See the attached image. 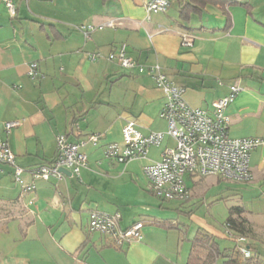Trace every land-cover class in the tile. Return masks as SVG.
Returning a JSON list of instances; mask_svg holds the SVG:
<instances>
[{"label":"crops","instance_id":"0c3cea01","mask_svg":"<svg viewBox=\"0 0 264 264\" xmlns=\"http://www.w3.org/2000/svg\"><path fill=\"white\" fill-rule=\"evenodd\" d=\"M15 2L11 15L0 0V134L24 167L22 177L36 187L24 190L14 167L0 165V264H187L200 233L216 240L217 264L229 258L242 262L236 243L221 248L218 238H231L227 230L207 218L200 221L204 228L191 233L182 219V213L195 215L192 198L207 199L197 178L207 176L185 175L191 196L184 201L164 199L150 188L143 166L161 159L175 145L173 137L166 134L146 157L126 164L106 157L105 145L122 141L129 119L145 133L168 126L160 116L165 94L153 76L108 54L127 42L130 55L146 64L159 62L185 88L187 101L206 109L239 83L243 89L226 110L228 132L264 136V0L208 3L189 19L180 15L183 0H171L168 10L150 18L141 0ZM110 19L118 20L116 26L96 28L89 38L79 28ZM184 31L194 36L190 46L182 44ZM92 53L101 55L92 59ZM32 62L35 76L29 74ZM14 120L19 123L7 129L6 122ZM60 133L85 140L87 166L80 176L65 172L62 179L34 180L31 170L56 157ZM92 134L100 135L97 144ZM250 165V181L208 176L218 183L214 200L238 195L254 230L247 245L264 262V143L252 150ZM221 181L230 182L221 186ZM93 209L120 211L122 227L143 220L142 239L118 246L108 234L90 230Z\"/></svg>","mask_w":264,"mask_h":264},{"label":"built area","instance_id":"2783aa9c","mask_svg":"<svg viewBox=\"0 0 264 264\" xmlns=\"http://www.w3.org/2000/svg\"><path fill=\"white\" fill-rule=\"evenodd\" d=\"M9 13L16 14L15 0H3ZM147 17L151 14L168 10L171 0H141ZM118 20L110 19L101 24H82L79 28L86 37L96 28L116 26ZM160 30L167 28L159 26ZM194 36L189 31L182 32V44H193ZM127 42H121L116 50L110 51L108 58L116 60L127 68H137L153 76L157 86L165 94V102L160 110V116L167 120L166 130L143 132L134 119H129L122 128L121 142L112 141L105 145L106 157L126 164L131 160L144 158L152 145H159L168 134L175 140V145L168 146L162 152L159 160H153L143 166V172L153 192L164 199L187 200L191 196L185 175L198 173L203 176L219 175L228 180L250 181L253 177L250 159L251 152L264 143V136H231L228 132L230 116L226 110L243 89L239 83L229 86V92L216 99L211 109L190 104L185 98V88L177 85L162 70L159 62L146 64L140 62L128 53ZM100 53H92L96 59ZM37 62L30 64L29 74L36 75ZM19 122L8 121L7 129ZM89 139L97 144L100 135L92 134ZM85 140L71 141L66 134L56 136L57 154L51 163L41 164L31 170L35 179H62L65 172L62 168L71 170L72 174L80 176L81 169L88 164L87 153L81 148ZM10 164L14 167L16 180L24 190H33L34 181L26 182L22 177L24 167L17 163L16 155L7 138L0 134V165ZM120 211L107 212L93 209L90 213L89 229L108 234L116 245L140 240L143 237V220H137L127 227L120 225ZM227 230V229H226ZM227 234L236 241L237 251L244 257L254 255L245 236Z\"/></svg>","mask_w":264,"mask_h":264},{"label":"trees","instance_id":"16d2710c","mask_svg":"<svg viewBox=\"0 0 264 264\" xmlns=\"http://www.w3.org/2000/svg\"><path fill=\"white\" fill-rule=\"evenodd\" d=\"M106 1V0H103ZM180 15L184 19H189L192 12L200 11L208 3L229 2L230 0H183ZM225 227L234 235L252 237L254 230L250 220L246 215L243 205L236 204L229 207L228 215L225 219ZM234 240V239H233ZM237 245V244H236ZM216 240L212 235L200 233L196 235L189 254L187 264H217L216 259L219 254ZM223 264H264L257 255L244 258L239 262L237 258H229Z\"/></svg>","mask_w":264,"mask_h":264},{"label":"rangeland","instance_id":"374dc122","mask_svg":"<svg viewBox=\"0 0 264 264\" xmlns=\"http://www.w3.org/2000/svg\"><path fill=\"white\" fill-rule=\"evenodd\" d=\"M199 179L201 187L207 189L206 193V200H203V197L201 196H195L192 198V204L189 206L190 209L193 208L194 214L193 216H187L184 213H182V219L187 222V224H190L192 227V232L194 233L195 230L198 227L204 228V225L200 222L203 219L209 218L212 223L219 228L221 231H225L226 229L224 226V221L228 215V208L232 205L239 204L238 202V195H230L228 198H223L220 200H214L218 196H220L219 187L217 181L213 178V176H207L205 178L203 177H197ZM230 181H221V186L224 184L228 185ZM191 184V181H190ZM247 187V186H245ZM226 194L231 193V190H225ZM248 193L245 197H247ZM195 216V217H194ZM221 248H228L229 250L235 246V240L232 238H229L227 235H221V237L218 238Z\"/></svg>","mask_w":264,"mask_h":264},{"label":"water","instance_id":"95a60500","mask_svg":"<svg viewBox=\"0 0 264 264\" xmlns=\"http://www.w3.org/2000/svg\"><path fill=\"white\" fill-rule=\"evenodd\" d=\"M62 170L66 173H72L71 170L67 169V168H62Z\"/></svg>","mask_w":264,"mask_h":264}]
</instances>
